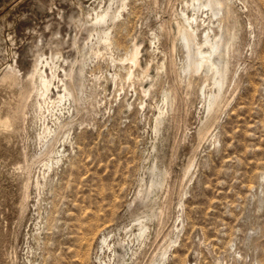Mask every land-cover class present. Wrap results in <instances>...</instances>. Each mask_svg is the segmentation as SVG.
Wrapping results in <instances>:
<instances>
[{
	"label": "rangeland",
	"instance_id": "374dc122",
	"mask_svg": "<svg viewBox=\"0 0 264 264\" xmlns=\"http://www.w3.org/2000/svg\"><path fill=\"white\" fill-rule=\"evenodd\" d=\"M218 1L214 16L196 0H125L103 47L94 17L118 0H0V264H99L103 235L151 213L123 264H147L164 237L168 264H264V0ZM187 22L220 41L215 73L182 71ZM134 42L139 70L124 59ZM40 54L51 101L62 79L74 102L36 96Z\"/></svg>",
	"mask_w": 264,
	"mask_h": 264
},
{
	"label": "bare ground",
	"instance_id": "6f19581e",
	"mask_svg": "<svg viewBox=\"0 0 264 264\" xmlns=\"http://www.w3.org/2000/svg\"><path fill=\"white\" fill-rule=\"evenodd\" d=\"M118 4L117 7L115 8V10H112L111 5H108L105 9H102L103 11H100V13H97L94 17V31L96 32V36L98 41H100L101 43H103V47H105V45L110 46L113 44V36H112V30L116 25V22L118 23L119 19L122 18L123 12L126 9V4L128 2H125V0H118ZM128 1V0H127ZM116 2V1H115ZM193 2V1H192ZM191 2V4H192ZM198 2V7H207L209 8V10L212 12V14L214 16L216 15H220V11L222 10V2L220 3L218 0H205L204 2L202 0H196L195 3ZM116 4V3H115ZM188 4V3H187ZM190 4V3H189ZM188 4V5H189ZM227 5V3H226ZM116 6V5H115ZM206 8V10H207ZM187 9V8H185ZM189 9V8H188ZM193 9V8H191ZM196 9V8H195ZM203 10V9H202ZM208 10V11H209ZM225 10V9H224ZM99 11V10H98ZM178 11V10H177ZM184 11V10H181ZM187 11V10H186ZM195 11V10H194ZM193 11V12H194ZM207 11V12H208ZM227 13V11H226ZM182 14V13H180ZM228 14V13H227ZM185 16V14H184ZM182 16L185 21L188 20V17H184ZM197 17V16H196ZM219 17V16H218ZM221 17V16H220ZM207 18V17H206ZM216 18V17H213ZM178 19V18H177ZM181 19V18H180ZM192 19V18H191ZM218 19V18H217ZM223 19V18H222ZM179 20V19H178ZM193 20L189 21L192 22ZM197 21V20H196ZM221 21V19H219V22ZM225 21V20H224ZM178 23V21H177ZM184 23V22H183ZM211 23V22H210ZM218 23V22H217ZM221 23H223L221 21ZM226 23V22H225ZM224 23V25H225ZM164 24V23H163ZM180 24V23H179ZM194 24V23H193ZM207 24V23H206ZM220 24V23H219ZM117 26V25H116ZM163 26V25H162ZM218 26V25H217ZM161 27V26H160ZM162 28V27H161ZM178 28V27H177ZM209 28V27H208ZM213 28V27H212ZM224 28V27H223ZM163 29V28H162ZM217 29H221V25L218 26ZM115 30V29H114ZM116 31V30H115ZM209 31V30H207ZM211 31V30H210ZM209 31V32H210ZM227 31V30H226ZM162 32V31H161ZM166 32V31H165ZM198 32V28L197 26H193L192 23H188L187 25L185 24H181V26L179 25L178 28V37L183 41L182 44L185 46L186 51H185V64H183L182 66V71L186 72V74H190V73H195L197 71H199L200 69L202 70V68H206L211 72L215 73V71H217L216 69H218L216 67L217 63L218 65L220 64L219 61L216 63L215 59L213 58V55H218L221 56V53H219V47H220V41L216 40L215 38H211L210 35L207 33H205V36L203 38V42L202 44L200 42L197 41V34ZM172 33V32H170ZM225 32L223 31V34ZM228 33V32H227ZM226 33V34H227ZM117 34V33H116ZM150 34V33H149ZM166 34V33H165ZM151 35V34H150ZM174 35V34H173ZM153 36V40L157 39V36L155 34L152 35ZM159 37V36H158ZM218 37V36H217ZM221 37V35H220ZM223 37V36H222ZM234 37V36H233ZM160 39V38H159ZM174 39V38H173ZM199 39V38H198ZM222 39V38H220ZM178 40V38H176V41ZM200 40V39H199ZM232 40V39H231ZM151 41V40H150ZM158 42V39L156 40ZM227 41V40H226ZM236 41V40H235ZM152 42V41H151ZM225 42V41H224ZM231 43L233 44L234 41H228V43L226 42V47L227 49L230 46H233L234 49V45H231ZM100 44V43H99ZM150 44V43H149ZM156 44V42L154 43ZM172 44V43H171ZM179 45V44H178ZM223 45V44H222ZM173 46V45H172ZM92 47V46H91ZM157 46H155L154 48H156ZM204 47V48H203ZM225 47V46H224ZM108 48V47H107ZM174 48V46H173ZM183 48V49H185ZM175 49V48H174ZM225 49V48H224ZM223 49V50H224ZM90 50V49H89ZM92 50V49H91ZM227 51V50H226ZM225 51V52H226ZM232 51V49H231ZM86 52V51H85ZM98 52V51H97ZM157 52V51H156ZM221 52V50H220ZM223 52V51H222ZM229 52V51H227ZM233 52V51H232ZM117 53V52H116ZM231 53V52H230ZM57 54V53H56ZM91 54V53H90ZM107 54V53H106ZM139 54H140V45H137L136 42H134L132 44V46L129 48V50H127V53L125 54L124 59L129 62H131L130 65H132V67L138 68L139 70ZM58 55V54H57ZM68 55V54H67ZM99 55V54H98ZM225 55V54H224ZM230 55V54H229ZM59 56V55H58ZM55 56V60H59V57ZM112 56V55H111ZM116 56V55H115ZM226 56V55H225ZM63 57V56H62ZM95 57V56H94ZM99 57V56H98ZM108 57V56H107ZM222 57V56H221ZM97 58V57H96ZM110 59V58H109ZM175 59V58H174ZM221 59V58H220ZM124 60V61H125ZM228 60V59H227ZM225 60V61H227ZM231 60V59H230ZM60 61V60H59ZM69 61V60H68ZM123 61V62H124ZM50 62V60H49ZM52 62V61H51ZM54 62V61H53ZM58 62V61H57ZM64 62V61H63ZM176 62V61H175ZM44 63H47V58H45L42 54L38 55V58L36 59L35 64H33V69L30 72V78H33L35 76H37L36 78H38L36 84H38V90H37V97L40 99H42L43 103L48 102V100L50 101L52 107L54 108L55 105H59L62 102L66 103V102H74L73 100H70V97H72L71 91H70V87L67 83L63 82L62 79H60L59 81H61V89L58 90L56 92L57 97L56 99L51 101L50 98V94L51 92H53V88H52V80L54 78H57L56 75L54 74V72L52 73V76L50 78H48V74L46 75L44 67L46 66ZM68 63V62H67ZM125 63V62H124ZM128 63V62H127ZM228 63V62H227ZM112 64V63H111ZM129 64V63H128ZM148 64V63H147ZM173 64V63H172ZM225 64V63H224ZM52 65V64H51ZM121 65V64H120ZM164 63H162L160 65V68H164ZM228 65V64H227ZM54 66V65H53ZM69 66V65H68ZM67 66V67H68ZM229 66V65H228ZM52 67V66H51ZM66 67V66H65ZM66 67V68H67ZM156 67V66H155ZM181 67V66H179ZM10 68V67H9ZM69 68V67H68ZM131 68V67H130ZM129 68V69H130ZM157 68V67H156ZM159 68V67H158ZM159 68V69H160ZM227 66L225 65V67L223 68V72L226 73L227 70ZM31 69V68H30ZM57 69V68H56ZM63 69V68H62ZM143 69V68H142ZM141 72L143 74L147 73V69L148 67H146L145 69L142 70ZM67 71V69H65ZM72 70V69H71ZM161 70V69H160ZM219 71V70H218ZM29 72V71H28ZM27 72V73H28ZM57 72V71H55ZM70 72V71H69ZM222 72V70L220 71ZM159 73V72H158ZM199 73H201V71H199ZM206 73V72H205ZM64 74V72H63ZM68 74V73H66ZM133 72H131L128 76H132ZM223 74V73H222ZM19 75V74H18ZM115 75V74H114ZM147 75V74H146ZM155 75V74H154ZM191 75V74H190ZM195 75V74H194ZM228 75V74H227ZM69 76V75H68ZM72 76V75H70ZM144 76V75H143ZM142 76V77H143ZM183 76V75H182ZM192 76V75H191ZM215 76V75H214ZM220 76V75H219ZM64 77V76H62ZM66 77V76H65ZM74 77V76H73ZM159 77V76H158ZM193 77V76H192ZM222 77V76H220ZM35 78V79H36ZM60 77H58L59 79ZM71 78V77H70ZM131 78V77H129ZM206 78V76H205ZM226 78V77H225ZM57 79V80H58ZM68 79V78H67ZM74 79V78H73ZM214 79V78H213ZM219 80V78H217ZM30 80V79H29ZM70 80V79H69ZM68 80V81H69ZM116 80V79H115ZM128 80V79H127ZM186 80V79H185ZM206 80V79H205ZM215 80V79H214ZM67 81V80H66ZM156 81V80H155ZM221 82V81H219ZM58 83V82H57ZM152 83V82H151ZM159 83V82H158ZM189 83V82H188ZM218 84V82H216ZM31 84V82H30ZM73 84V83H72ZM181 84V83H180ZM221 84V83H220ZM75 85V84H74ZM192 85V84H191ZM203 85V84H202ZM207 85V84H206ZM153 86V85H151ZM212 86V85H211ZM218 86V85H217ZM33 87V86H32ZM56 87H59L58 85ZM138 87V86H137ZM222 87V86H221ZM34 89V88H32ZM145 89V88H144ZM203 89V88H202ZM220 89V88H219ZM31 90V89H30ZM121 90V89H120ZM141 90V89H140ZM217 90V89H216ZM221 90V89H220ZM150 91V87L146 90H143V92H145L146 94L149 93ZM174 91V90H173ZM219 92V91H218ZM75 92H73L74 94ZM166 93V92H164ZM150 94V93H149ZM169 94V92H168ZM167 94V97H168ZM174 94V93H173ZM33 95V94H32ZM170 95V94H169ZM216 95V94H215ZM220 95V93H219ZM29 96V94H28ZM83 96V95H82ZM202 96V95H201ZM218 96V94H217ZM214 97L215 99L212 101V105L210 107V109H213V107L215 105H217L218 103V97ZM167 97L165 99H167ZM73 98V97H72ZM170 98V97H169ZM30 99V98H29ZM164 99V100H165ZM173 99V97H172ZM172 99H170L172 101ZM27 101V100H25ZM29 101V100H28ZM36 101V100H35ZM169 101V99H168ZM175 101V100H173ZM78 103V102H77ZM166 103V102H165ZM170 103V101H169ZM174 103V102H173ZM36 104L38 106V110L41 112V103L40 101H36ZM48 104V103H47ZM75 104V103H73ZM172 104V103H171ZM207 104V103H206ZM209 104V103H208ZM46 105V103H45ZM57 105V106H58ZM170 105V104H169ZM62 106V104H61ZM49 108V107H48ZM56 108V106H55ZM61 108V107H59ZM206 108V107H205ZM67 110V109H66ZM65 110V111H66ZM209 110V109H208ZM61 111V110H60ZM211 111V110H210ZM166 112V111H165ZM164 112V113H165ZM60 113V112H59ZM160 113V112H159ZM162 113V117L163 114ZM52 114V113H51ZM208 114V113H207ZM166 115V114H165ZM213 116V115H212ZM39 117V116H38ZM61 118V117H60ZM160 118V117H159ZM34 119V118H33ZM162 119V118H161ZM165 119V118H164ZM56 120V119H55ZM60 120V119H59ZM8 121V119H7ZM48 121V120H47ZM219 121V120H217ZM36 122V121H35ZM52 122V121H51ZM2 123V122H1ZM7 123V122H6ZM54 122H52L53 124ZM160 123V122H159ZM157 124V123H156ZM213 124V123H212ZM46 125V124H45ZM210 126V125H209ZM213 126V125H212ZM3 127V126H2ZM7 127V126H6ZM10 127V126H9ZM55 127V126H54ZM64 127V126H63ZM56 128V127H55ZM159 128V127H158ZM208 128V127H207ZM47 129V128H46ZM209 130V129H208ZM47 132V130H46ZM50 132V131H49ZM48 132V133H49ZM203 132V131H202ZM50 134V133H49ZM216 134V133H215ZM47 135V133H46ZM44 136V134H43ZM48 137V136H47ZM50 137V136H49ZM45 138V137H44ZM43 138V139H44ZM64 138V137H63ZM206 139V136H205ZM42 141V140H40ZM39 141V142H40ZM60 141V140H59ZM58 141V143H59ZM50 142V141H49ZM68 142V141H67ZM199 142V141H198ZM63 143V142H62ZM69 143V142H68ZM71 145V144H70ZM46 148V147H45ZM50 150V149H49ZM53 150V149H52ZM54 151V150H53ZM45 152V151H44ZM50 153V152H49ZM55 153V152H54ZM53 154V153H52ZM61 155V154H60ZM51 157V156H50ZM42 161V160H41ZM49 161V160H48ZM46 162V161H45ZM44 162V163H45ZM50 162V161H49ZM54 162V161H53ZM51 165V164H49ZM191 166V165H190ZM45 167V166H44ZM190 167H188L189 169ZM51 169V168H50ZM23 174V173H22ZM187 177V176H186ZM185 177V178H186ZM143 183V182H142ZM158 185V183H157ZM153 187V186H152ZM151 187V188H152ZM140 191V190H139ZM136 195V194H135ZM137 196V195H136ZM140 196V195H139ZM156 202V201H155ZM180 204V203H179ZM180 208V207H179ZM113 211V210H112ZM181 212V211H180ZM183 212V211H182ZM157 215H159V213H156ZM161 214V212H160ZM177 214V213H176ZM179 214V213H178ZM155 217L154 214H149V215H145L143 217H138L135 219V222L133 225L130 226V228H125L124 231V237L122 239H118V238H114L110 235V233L106 234V235H101V239L98 242V251H97V256H96V260L98 261L99 264H123L126 262V257L128 256V252L127 251H131V259L133 260V257L136 258L137 256V249L135 250L134 246L135 243H137L138 245V250H142L143 246H146V241L149 239L150 236V227H149V222L153 220V218ZM97 219V217H95ZM158 217H156V220L160 221V217L159 219H157ZM94 219V220H96ZM155 219V218H154ZM93 220V219H92ZM93 220V222H94ZM176 221V220H175ZM108 222V221H107ZM106 222V223H107ZM176 223V222H174ZM183 223V222H182ZM105 225V224H104ZM98 224L97 222L91 223L89 224V234L93 235L96 231V229L98 228ZM102 228V227H101ZM166 228V227H165ZM181 228V227H180ZM184 228V227H183ZM100 229V227L98 228ZM137 230V232H135ZM102 231V230H101ZM182 231V230H181ZM97 232V231H96ZM98 234V233H97ZM90 235V237H91ZM121 236V235H120ZM93 237V236H92ZM91 237V238H92ZM95 239V238H94ZM90 240V239H88ZM92 244V241L89 242ZM169 240L167 239V237H164V239L162 240L161 244L157 245V248L155 249V251H153L151 257L149 258L147 264H168V257H169ZM175 243V242H174ZM177 243V242H176ZM143 245V246H142ZM134 248V249H133ZM112 255V257H109V255ZM108 257V261H105ZM177 259V258H176Z\"/></svg>",
	"mask_w": 264,
	"mask_h": 264
}]
</instances>
